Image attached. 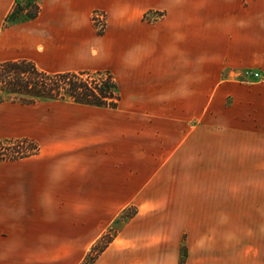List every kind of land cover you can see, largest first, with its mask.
I'll return each mask as SVG.
<instances>
[{
  "label": "crops",
  "instance_id": "obj_1",
  "mask_svg": "<svg viewBox=\"0 0 264 264\" xmlns=\"http://www.w3.org/2000/svg\"><path fill=\"white\" fill-rule=\"evenodd\" d=\"M14 3L0 0V62L107 70L120 99L45 100L25 127L15 104L36 103H0V140L40 145L0 161V264H264V0H39L34 19L5 26ZM71 178L93 196L65 211L51 189Z\"/></svg>",
  "mask_w": 264,
  "mask_h": 264
},
{
  "label": "trees",
  "instance_id": "obj_2",
  "mask_svg": "<svg viewBox=\"0 0 264 264\" xmlns=\"http://www.w3.org/2000/svg\"><path fill=\"white\" fill-rule=\"evenodd\" d=\"M40 10L39 0H15L5 19V26L34 19ZM71 99L78 103L116 107L120 93L107 70L47 72L27 59L0 62V103L32 104L45 100ZM39 146L29 137L0 140V161L16 160L36 154ZM112 240L107 239L88 257L91 263ZM95 246L93 247L94 250Z\"/></svg>",
  "mask_w": 264,
  "mask_h": 264
},
{
  "label": "rangeland",
  "instance_id": "obj_3",
  "mask_svg": "<svg viewBox=\"0 0 264 264\" xmlns=\"http://www.w3.org/2000/svg\"><path fill=\"white\" fill-rule=\"evenodd\" d=\"M104 31H101V32L97 31V32L101 34ZM49 105H50V103H48L46 101H40L36 104L29 105V106H21L19 104H15V106L18 107V109H19L18 110L19 118H18V121L14 124L17 125V127H25L26 122H27L26 115L28 113L33 114V116L35 117V121L39 120L38 118L41 117L42 113H46V112L52 110L51 106H49ZM20 109H22V110H20ZM26 109L30 110V112H27ZM40 120H41V118H40ZM38 124L40 125L41 121H39ZM19 138H21V137H19ZM37 144H38V142H37ZM38 146H39V150H40V145L38 144ZM45 155H46V152L43 151L40 154V157H43ZM73 183H75V180H73V178H71L70 182L67 185H63L62 187H60L58 189L57 188L51 189L53 192L57 191L60 198L62 200H64V202L66 203L65 207H67V209L65 211H71L69 209V207L72 206L71 203H72V198L74 196H80V194H81V197H83V199H88V198L93 196V188L87 187V188H81L79 190L76 187H74ZM87 196H90V197H87ZM82 204H83L82 211H85V210L89 211L90 210V204L89 203H85V201H83ZM96 206H99L100 208L105 207V205H96ZM136 208L137 207L134 204L127 206V208H125L123 211L119 212V214L115 217L111 226H109V228L97 239V241L94 243V245L91 248H88V246H85V247L83 246V254H86V251H87V254L85 255V257L83 259V262H85V260L88 257L93 256V253L95 252V250H97L99 248V246H102L103 243L107 241V239H109V238L111 239L115 236V234L123 226L124 222H126V220H128L129 217L134 216V214L137 211ZM114 213H115V211H114ZM94 246H95V248L93 250ZM87 248H88V250H87Z\"/></svg>",
  "mask_w": 264,
  "mask_h": 264
},
{
  "label": "built area",
  "instance_id": "obj_4",
  "mask_svg": "<svg viewBox=\"0 0 264 264\" xmlns=\"http://www.w3.org/2000/svg\"><path fill=\"white\" fill-rule=\"evenodd\" d=\"M92 23L98 32L104 31L107 26V16L102 10H95L91 17ZM244 80L259 78V73L252 70H245L242 74Z\"/></svg>",
  "mask_w": 264,
  "mask_h": 264
}]
</instances>
